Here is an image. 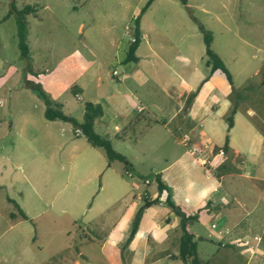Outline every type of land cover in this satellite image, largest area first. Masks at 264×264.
<instances>
[{"label": "rangeland", "instance_id": "374dc122", "mask_svg": "<svg viewBox=\"0 0 264 264\" xmlns=\"http://www.w3.org/2000/svg\"><path fill=\"white\" fill-rule=\"evenodd\" d=\"M147 1L0 0V264H68L78 253V264H129V246L116 248L107 239L123 236L128 213L140 205L132 196L150 189L144 180L153 182L158 174L167 176L174 202L184 206L185 194L196 197L206 184L220 183L209 195L211 205L206 201L194 213L191 230L201 238L202 260L217 264L228 254L231 264H246L247 250L262 253L264 0H154L140 17L138 61L123 63ZM26 6L35 15L25 16L28 56L22 58L16 12ZM199 25L211 33V49L232 76L231 86L220 71L209 78L220 103L200 124L189 113L204 107L199 95L208 89L185 104L209 73ZM25 80L39 84L52 104L79 123L86 102L113 113L111 124L95 123L94 129L109 137L132 166L133 178L124 175L121 162L107 168L103 151L71 123L46 120L45 102ZM235 103L231 137L241 155L231 153V163L237 172L206 179L208 167L188 141L203 132L210 140L203 146L206 155L211 143L222 146L225 117ZM13 202L29 220L19 217ZM155 210L149 208L147 216ZM219 233L228 236L220 240L228 245L224 249ZM164 250L176 252L174 245Z\"/></svg>", "mask_w": 264, "mask_h": 264}, {"label": "trees", "instance_id": "16d2710c", "mask_svg": "<svg viewBox=\"0 0 264 264\" xmlns=\"http://www.w3.org/2000/svg\"><path fill=\"white\" fill-rule=\"evenodd\" d=\"M154 0H148L145 6L141 9L139 16L135 20V27L132 32V41L128 46L126 51V57L123 63L138 61L136 56V51L141 43V32L139 28L140 17L143 15L148 7ZM183 5H187V0H178ZM35 10L31 6H26L19 12H16V17L19 25V47L22 58H27L28 56V48L25 43V16L30 13H34ZM35 15V13H34ZM198 29L203 34L204 44H205V66L209 68V73L206 78H204L197 88L190 92L187 96H185V104L188 107L195 97L201 91L205 82L209 80V78L217 71H220L228 81L229 85H232V76L226 69L225 65L221 61V59L216 55L211 49L212 43V35L209 31H207L202 25L198 26ZM29 67V65L27 66ZM25 86L30 88L37 96H39L46 105V109L44 111V117L48 121H62L66 123H71L76 130H78L79 134L83 135L86 142L93 148L101 149L107 158L108 164L107 168L111 167L112 162L118 161L124 164V175L132 176V166L125 160V158L119 154H117L111 146V142L109 137L101 136L95 132L94 125L96 122H99L103 117V108L100 104H94L91 102H86L83 105L84 113L83 119L79 123L72 117L66 115L62 111V105L58 103H51L46 94L42 91L39 84L34 82L25 80ZM75 95L78 94L74 93ZM238 106L235 103L232 107H230L227 116L225 117V121L227 123L226 128V136L224 138V144L220 147H214L212 156L208 160V163H205L204 166L208 167L209 171L217 178H220L224 175L236 173L237 170L234 164L231 163V148L229 146V132L234 127V117L237 113ZM132 124V123H131ZM125 126L122 130H125L129 125ZM116 138H121L119 135H115ZM146 181V180H145ZM149 181V180H148ZM146 184V183H145ZM148 186H152V190L156 193V197L152 200L148 198V196L142 197V205L137 210L132 223L130 233L125 241L124 247L130 245L131 241L135 237L138 232L139 223L143 217L144 211L152 206L163 203L166 207H168L176 217H178V229L181 233L179 240V250L178 254L174 256V259H179L184 263L189 264H208V261H204L199 257L198 254V239L196 238L195 232L191 230V227L195 224L197 220V214L188 215L186 214L182 208L176 206L172 200L171 189L163 183L161 179V174L155 176L153 182L149 181ZM165 195L164 200L162 196ZM211 201H208L206 206L211 205ZM14 207L18 211V215L21 219L28 220L27 216L20 210L18 205L13 202ZM11 217L14 218L13 214H10ZM83 233V231H82Z\"/></svg>", "mask_w": 264, "mask_h": 264}, {"label": "crops", "instance_id": "0c3cea01", "mask_svg": "<svg viewBox=\"0 0 264 264\" xmlns=\"http://www.w3.org/2000/svg\"><path fill=\"white\" fill-rule=\"evenodd\" d=\"M209 80L207 82H205L203 85L204 89H205V87L208 89V93L207 94L202 93L199 95L203 99L202 104H204V107H202L201 104L197 105V106L193 107L189 113L191 119L194 122H198L199 124L206 120L207 112L209 110L210 111H217L218 107H219L218 103H220V102H216V100H218V98H215V95H214V93L216 92V89L213 86H211ZM203 87H202V89H203ZM229 88H230V86H227V90H229ZM183 97H184V95L181 98H183ZM224 99H227V97ZM214 100H215V103H213ZM97 104H99V103H97ZM228 104L229 103L224 100V103H223L224 108L229 106ZM113 118H114L113 113H111V112L108 113L105 110V108H103V117L101 118V120L99 122H96V123H100L103 125H109L112 123ZM130 121H131V119L127 123H123V125H121V128H124L125 126H127V124ZM234 126H235V122H234ZM119 128H120L119 126H115L116 130L117 129L119 130ZM233 130H234V127L229 132V137H230L229 146L231 148V152L234 153L235 156H238L241 154L232 145L231 133L233 132ZM204 136H205L204 133L201 132L198 136H196V138L193 142L188 141V144H192L194 146L192 151L196 152L198 154V157L200 160L199 162L203 166L209 160V158L212 156V152H213L214 147H217L216 145H213L212 143L210 145H208V147L206 148L208 155H206V151L204 150L203 146H204V144H209L210 140H209V138H205ZM254 137H255V141L258 142V144L262 143L261 138H256V136H254ZM220 146L221 145H219L218 147H220ZM1 157H2V155L0 154V158ZM5 159L7 161H9V157H5ZM4 170H5V167H4ZM232 175L233 174H228V175H224L220 178H217L209 170L206 169V179L217 178L218 180H220L225 176H232ZM238 175L241 176V174H238ZM130 177L133 178V175ZM161 179H162L163 183L166 184L169 188L175 189L174 186H172V185L169 186L170 184L167 182V176L166 175L161 174ZM144 185L147 186L145 184V180H144ZM206 186H207V184H206ZM206 186L201 188L202 193L197 195L196 197H194L193 195H190L189 193L185 194L184 203L187 204V206H184L183 203L179 202V201L174 202L173 196H172V200L175 203V205L182 208V210L186 214L193 215L198 206H200L201 204H204L206 201L212 202V200H208L209 195L211 194V192L216 191V188L220 186V183L216 184L212 188L209 186L208 187H206ZM147 187L150 189H143L142 192L136 193L132 196L133 204L139 202L140 205H136L135 206L136 209L134 208L133 210H131L128 213V215L125 219V224H124L123 230H122L123 236L122 237H116L115 239H111V238H113L112 237L113 234L111 236H109L107 241L110 242L111 246H114L116 248L119 246V248H120L122 243L126 241L128 235L130 233V230H131V227L129 228L128 224L132 223V220H133L137 210L141 207L142 201H143L142 197L144 195L148 196V198L150 200H152L156 197V193L152 190L151 186H147ZM164 196L165 195H163V197ZM17 205L20 208V210L27 216V213H25L26 211H24L22 206L19 203H17ZM241 206H243V205H241ZM154 207L158 210H155V212L152 213V215H150V216H147V213H146L149 208L144 211L143 217L139 223L138 232L129 245V249H130L129 251H131L130 257L128 259L129 264H143L144 259L146 261H148V259H149V261H150L149 264H178V263L182 264V263H184L179 259H174V256H176L178 254L179 240H180V235H181V233H180L179 236L175 237V235L172 234L173 231L175 232L178 230V222H179L178 217H176L174 215V213L168 207H166L163 203L152 206L150 208H154ZM156 211H158V212H156ZM27 218L29 220L28 216H27ZM145 221H147V222L145 223ZM162 222H165L166 225L163 226ZM143 223H145V225ZM80 231L82 232L83 230H80ZM230 231L231 230L229 229L226 231V233L227 232L230 233ZM225 235H222L221 233H219L217 235L219 238L220 247L223 249L228 247L227 243L223 244L222 241H220V240L228 237ZM196 238L198 240H201V238L198 237L197 235H196ZM84 239H85V237H84ZM84 241L86 242L88 240L86 239ZM168 245H174L176 252L172 253V252H169L167 250H164L165 248H167ZM244 246H247V243H245ZM261 252L262 253L260 254L261 255L260 256L257 253H255L254 249L250 248L249 250H247L248 260H247L246 264H264V246L262 247ZM139 255H141V258H137V256H139ZM78 257H82V254L78 253L75 258L72 257L68 261V264H78ZM231 261H232L231 258L227 254V255H224L222 257L219 256V260H218L217 264H231L232 263ZM127 264H128V262H127ZM208 264H209V261H208Z\"/></svg>", "mask_w": 264, "mask_h": 264}, {"label": "built area", "instance_id": "2783aa9c", "mask_svg": "<svg viewBox=\"0 0 264 264\" xmlns=\"http://www.w3.org/2000/svg\"><path fill=\"white\" fill-rule=\"evenodd\" d=\"M145 183H146V184H148V183H149V181H148V180H146V181H145ZM255 239H256V240H258V238H255Z\"/></svg>", "mask_w": 264, "mask_h": 264}]
</instances>
